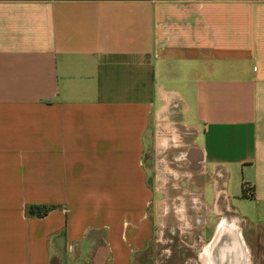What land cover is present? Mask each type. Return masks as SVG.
<instances>
[{"label":"crops","instance_id":"obj_1","mask_svg":"<svg viewBox=\"0 0 264 264\" xmlns=\"http://www.w3.org/2000/svg\"><path fill=\"white\" fill-rule=\"evenodd\" d=\"M150 243L264 264V0H0V264Z\"/></svg>","mask_w":264,"mask_h":264},{"label":"rangeland","instance_id":"obj_2","mask_svg":"<svg viewBox=\"0 0 264 264\" xmlns=\"http://www.w3.org/2000/svg\"><path fill=\"white\" fill-rule=\"evenodd\" d=\"M178 150H174V149H171L170 151H168V156L166 157L168 160H170L169 158H171V156H174V155H172V154H175L176 152H177ZM153 161V160H152ZM172 161H173V159H172ZM175 164V163H174ZM174 164L172 165V166H174ZM152 165H153V163H152ZM241 183V182H240ZM239 182L237 183V181L235 182V185H234V187L235 188H240V184ZM231 186H232V184L230 183V186H229V188H231ZM206 199L209 201V202H211V200H212V193H211V187H207V189H206ZM168 234V233H167ZM153 254V250H152V244L150 243L149 245H148V247L145 249V251L143 252V253H141L140 254V259H139V262L140 263H136V264H152V260L153 259H151L152 257H151V255ZM136 262V261H135Z\"/></svg>","mask_w":264,"mask_h":264},{"label":"trees","instance_id":"obj_3","mask_svg":"<svg viewBox=\"0 0 264 264\" xmlns=\"http://www.w3.org/2000/svg\"><path fill=\"white\" fill-rule=\"evenodd\" d=\"M48 209H49L48 207H39V206L32 205L27 209V211L31 214L42 216L47 212Z\"/></svg>","mask_w":264,"mask_h":264},{"label":"built area","instance_id":"obj_4","mask_svg":"<svg viewBox=\"0 0 264 264\" xmlns=\"http://www.w3.org/2000/svg\"><path fill=\"white\" fill-rule=\"evenodd\" d=\"M160 132L161 131H159V133H158V137L161 139ZM241 191H242L243 196L248 197V196L253 195V191H252L251 187L245 182L241 184Z\"/></svg>","mask_w":264,"mask_h":264}]
</instances>
